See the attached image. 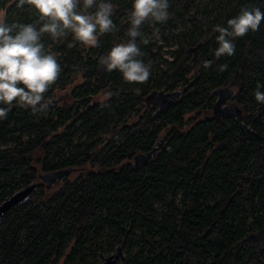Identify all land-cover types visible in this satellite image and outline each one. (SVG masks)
Here are the masks:
<instances>
[{"label": "trees", "instance_id": "trees-1", "mask_svg": "<svg viewBox=\"0 0 264 264\" xmlns=\"http://www.w3.org/2000/svg\"><path fill=\"white\" fill-rule=\"evenodd\" d=\"M113 4L116 25L127 18L131 0ZM246 7L264 11V0H169L166 21L146 20L141 25L142 37L137 38L141 55L150 54L151 43L143 37L161 27L164 39L171 36L179 48L170 62L179 78L171 85L177 90L170 102L154 110L142 111L150 102L146 92L118 90L130 83L119 71H107L99 59L82 62L76 50L65 53L67 66L62 65L57 83L44 94L47 110L13 105L0 120V142L18 135L14 146L0 148V204L29 184L37 187L0 223V264H52L51 259H59L71 242L79 251L107 224L120 233L128 234L136 225L144 232V243L130 248L135 252L125 264H261L264 245L246 262L250 245H241L250 232L260 240L263 236L259 216L250 224L249 219L251 210H264V106L254 98L257 84H264V21L258 30L235 38L233 55H214L218 34L214 25L226 26L228 18ZM15 11L28 18L27 10ZM177 23L182 31L174 29ZM125 24L127 33L128 21ZM157 59L155 55L154 62ZM206 61H211L207 67ZM73 65L82 70L88 89L92 74L109 72L106 87L111 94L104 103L88 108L81 120L85 138L75 144L73 134L62 135L77 126L83 111L69 115L50 101L56 89L78 76ZM221 65L226 67L221 70ZM155 67L162 70L159 63ZM67 72L64 83L60 74ZM156 87L162 88V82L152 89ZM225 88L234 93L222 96ZM111 111L121 120L105 142L96 136ZM63 143L70 152L61 147ZM67 171L80 173L74 178L66 174L63 186L50 192L42 175ZM151 196L165 201L167 209H155ZM125 198L149 216L130 211L126 224L121 220L123 210L114 213L116 207L125 209Z\"/></svg>", "mask_w": 264, "mask_h": 264}, {"label": "clouds", "instance_id": "clouds-1", "mask_svg": "<svg viewBox=\"0 0 264 264\" xmlns=\"http://www.w3.org/2000/svg\"><path fill=\"white\" fill-rule=\"evenodd\" d=\"M168 9L169 0H131L127 40L113 43L98 62L107 71H119L127 82L148 80L150 66L140 58L137 38L142 37L141 25L146 20L166 21ZM15 10H27L28 18H20ZM113 11V0H0V120L13 105L47 110L44 93L57 79L61 65L51 45L45 44L46 36L53 42L67 41L69 47L77 42L97 47L100 36L116 30ZM262 21L264 11L246 7L228 18L226 26L214 25L218 33L214 55H233L235 38L258 30ZM225 67L220 66L221 70ZM254 98L264 106V84H257Z\"/></svg>", "mask_w": 264, "mask_h": 264}, {"label": "rangeland", "instance_id": "rangeland-1", "mask_svg": "<svg viewBox=\"0 0 264 264\" xmlns=\"http://www.w3.org/2000/svg\"><path fill=\"white\" fill-rule=\"evenodd\" d=\"M174 29L176 31H182L183 27L180 24H176L174 26ZM159 38H162V34L160 35ZM179 48L178 46H176L174 44V42L172 41V56L174 57L176 55V51H178ZM194 56V53L191 54V58ZM175 58V57H174ZM191 61V60H190ZM154 62H152L153 64ZM160 66L163 68L162 70L156 69L153 66H150V77L148 80L144 81L145 84L142 87H136V84H130L128 85V90L129 92H135L136 94H142L143 91H145L149 98H150V102L148 106H144L142 108V111L146 110L147 107L149 110H154L156 109L159 104H163V102L168 103L171 101L172 96L175 94V91L177 89H172V86L174 84L175 81H178V77L176 74L172 73V65H170L167 61H163L159 63ZM162 72H166V75H164ZM155 73H157V79H155ZM154 80V81H153ZM81 81V77H78L77 79H74L69 85V89L70 90H74V88L77 87L78 83ZM153 82L159 83L162 82L163 87L162 88H154L152 89V85ZM221 95L222 96H226L227 94H233L234 90H230L228 88L222 89L221 90ZM69 94H61L58 93L57 91L54 93V96H56V98L51 97L50 100H57L59 104H63V102H66L67 98L71 99L70 97H67ZM106 95L105 94H100L99 98L102 99L104 98ZM218 97V96H217ZM215 97V98H217ZM229 100V99H228ZM227 100V101H228ZM163 101V102H162ZM226 101V102H227ZM224 106V105H223ZM221 106V108H225L228 110L229 107H223ZM230 107H232L231 104H229ZM70 107H72L71 105H69L68 107L62 108L65 110V112H69L70 113L73 111V109H71ZM148 111V110H147ZM149 112V111H148ZM64 115L67 117L68 115H66V113H64ZM119 120V117H114L111 121V123L109 125H105V126H101L100 129L102 130V132H106V131H110V129L114 126V123H117ZM83 124H79L77 125V127L73 128V132L75 134V138L77 140H83L79 139V136L84 135L85 128H82ZM18 135H16L15 137H13L14 139L8 140L7 142H2L1 145H6V146H14L15 145V141H16V137ZM101 135H98L96 138H100ZM23 139H26V136L22 137ZM98 139H95L93 141H96ZM107 142V141H105ZM61 147L66 148L67 152L71 151V148L63 143L61 145ZM80 172L79 171H67L64 173V175H61L59 177H57L58 179H53L50 183V192H56L59 190V188H61L64 184V176L66 174L69 175V177L74 178L76 177ZM56 185V189H54V186ZM42 188V187H41ZM56 190V191H55ZM166 193H168V197L171 194V191L169 189L166 190ZM217 197V195L215 196V198ZM178 199H180V195H178ZM210 202H212L214 200V198H209ZM257 201V200H256ZM123 204H124V208L122 206L120 207H116L114 208V213L117 214L120 210H123L122 213V218L121 220L125 221L128 218V213L131 211L132 213L134 212H138L139 214H142L143 216H149V214L147 212H145L140 206H138L137 204H133L132 202L128 201L127 198H125L124 200H122ZM151 203L153 205V207L155 209L158 210H166L167 209V203L165 201H161L158 197H153L151 196ZM121 205V203H120ZM251 218L249 219V224L252 222V220L254 219V216H259L258 220L260 222L261 225V229H262V233L263 236L261 238V245L260 246H255L253 244H251L250 246H247L246 244L241 245L242 247H249L248 248V252L245 254V258H244V262L248 261L249 256L252 254V252H256L260 249L261 246L264 245V210L258 209V210H251ZM125 223L127 224V222L125 221ZM26 230L24 229L22 231V238L25 239L26 236ZM253 233V232H250ZM249 233V234H250ZM144 239V232L143 230L140 228L139 225H136L132 232H129L128 234L125 233H120L117 232V227L115 226H110L109 224L104 225V227L100 230L99 235L97 237H93L91 239H88L85 241L84 245L80 248V250L78 251L77 247L73 248V243L71 242L68 247L66 249H63L62 251V255L59 259L57 260H53L51 259L52 264H101L103 262H105V260L107 258H109L110 256H115L116 254H119L116 258L115 262H112L110 264H125L128 263L130 261L131 255L135 252L134 248H137L138 245H142L144 243L143 241ZM133 248V251H130L131 247ZM146 248L148 249L149 246H146ZM79 252H84L83 257L81 255H79ZM131 252V253H130ZM72 253V256L69 257V254ZM54 257V256H53ZM260 263L264 264V252L260 255ZM123 260V263H122Z\"/></svg>", "mask_w": 264, "mask_h": 264}, {"label": "built area", "instance_id": "built-area-1", "mask_svg": "<svg viewBox=\"0 0 264 264\" xmlns=\"http://www.w3.org/2000/svg\"><path fill=\"white\" fill-rule=\"evenodd\" d=\"M126 21H128L127 18H125L122 21V23L116 24V30H114L110 33H105L102 36H100L99 37V46H97V47L86 48L78 42L75 43L74 46L69 47L67 44V41L53 42L47 36L45 37V44L51 45V50L57 54L58 62L60 63L61 68H62V65H63V67H66L68 64V62L65 59V57H66L65 53H67L68 50H76L78 52V55L82 59V62L89 60V59L91 61H95V60L99 59V56L102 55L105 51H107L113 45V43L127 40L126 30L124 28L126 25L125 24ZM177 24H180V23H177ZM153 26L154 25H152V27ZM113 34L116 35V38H113V36H112ZM161 34L163 37V27L153 29L150 32H148L145 37H143V40L146 43H151L148 46V51L150 52V54H146V55L142 54L140 58L143 60H146L147 61L146 63L149 66H153L154 68H156L155 67L156 63L158 64L160 62L167 61L170 64V62L174 58L172 56V37L170 36L168 40L162 39V38H159ZM174 44L177 46L176 41H174ZM155 55H158V57L160 58V59H157V61L155 60L156 62H154ZM152 62H154V63L152 64ZM159 66H160V64H159ZM75 69H77V71H78V76L76 77V79L78 77H81V81L78 83L77 87L74 88L73 92L69 93V90H70L68 87L69 84H67V85L65 84L63 87L56 89V91L58 93L61 92L62 95L63 94H69L71 96V99L67 98L66 102H63V104H59L57 100H50V101L53 104L57 103L61 108H65V107H68L69 105H71L72 107H70V108L73 109V111L71 112V115H74L75 112H77V111H83L81 119L77 120L75 123V125H79V124H83L81 122V120H83V116L85 115V113H87L89 111L88 108L95 107L99 102H100V104L104 103L108 98L111 97V94L109 93V91L106 87L107 84L109 83V80H110L108 77V73L110 71L107 74L105 71H104L105 73L104 72L103 73L97 72L96 74H92V76H90L89 80H88L89 81L88 86L90 88V89H88V88H85L86 86L84 85L86 79H85V77H83V75L81 73L82 70L79 68V66H74V65L71 66L72 71ZM156 69H158V68H156ZM69 76H70V72H67L63 75L60 74V79L65 83L66 81H64L63 79L68 78ZM155 79H157V73H155ZM56 81L57 80L53 81L51 83V85L54 86L57 83ZM133 83L137 85L136 87H142L145 84V82H130L126 85L125 84L120 85L117 88L119 91H123V92L128 93L129 92L128 85L133 84ZM156 85H157V83L153 82L152 88ZM51 88L52 87L49 86V89L44 94H47ZM98 89H99V91H98ZM144 92L145 91H143V93ZM100 94H105L106 96L104 98L100 99L99 98ZM69 95L67 97H70ZM51 97L56 98V96H54V94ZM51 97H50V99H51ZM111 113H112V115L109 118V121L106 124H104L103 126L109 125L114 117H117V116L119 117L118 122L121 120V117L117 113H115L114 111H111ZM45 115L48 116L49 113L46 112ZM54 117L57 118L56 115ZM117 123H114V126L110 129V131L115 127V125ZM74 127H77V126H73L71 128V130L65 132L62 136H67V135L73 134L74 135L73 140H74V144H75L78 142V140L75 138V134L73 132ZM110 131L102 132V130L100 129L98 135H101L100 138H103L104 141H109L111 139ZM84 138H85V135L83 136V140H84ZM1 143L2 142H0V148L3 149L6 147H9L6 145H1Z\"/></svg>", "mask_w": 264, "mask_h": 264}, {"label": "water", "instance_id": "water-1", "mask_svg": "<svg viewBox=\"0 0 264 264\" xmlns=\"http://www.w3.org/2000/svg\"><path fill=\"white\" fill-rule=\"evenodd\" d=\"M63 173H65V172H62L61 175ZM57 177H59L58 174L56 176H53V175H42V179H44L49 186H50L51 181L53 179H57ZM36 187H37L36 183L29 184L28 186L17 190L10 197L5 199L0 204V223L4 221V219L7 216V213L10 211V209L12 207L18 205V204H21V203L25 202L30 197L31 193L33 192V190ZM242 243L243 244H247V245L253 244L255 246H260L261 245V240H260V237H259V235L257 233H250L245 238L242 239ZM118 255L119 254H116L114 257L110 256L102 264H110L112 262H115Z\"/></svg>", "mask_w": 264, "mask_h": 264}]
</instances>
